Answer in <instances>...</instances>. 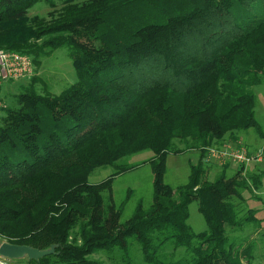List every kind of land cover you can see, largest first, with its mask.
<instances>
[{"label": "trees", "instance_id": "1", "mask_svg": "<svg viewBox=\"0 0 264 264\" xmlns=\"http://www.w3.org/2000/svg\"><path fill=\"white\" fill-rule=\"evenodd\" d=\"M38 2L52 9L48 21L26 19ZM61 47L75 83L59 94L24 86L0 120V244L55 246L26 264H102L89 259L100 251L134 264L132 241L144 264H252L256 242L237 233L258 220L233 203L249 187L223 173L202 180L200 157L176 191L164 175L175 140L204 156L226 135L264 139L251 90L264 80V0H0V49L36 69ZM143 152L152 201L121 222L111 186L137 166L119 162ZM107 167L108 178L89 182Z\"/></svg>", "mask_w": 264, "mask_h": 264}, {"label": "rangeland", "instance_id": "2", "mask_svg": "<svg viewBox=\"0 0 264 264\" xmlns=\"http://www.w3.org/2000/svg\"><path fill=\"white\" fill-rule=\"evenodd\" d=\"M52 9L44 2L34 3L28 10L26 19L30 20L35 17L48 21ZM39 40L34 43L39 44ZM39 64L35 69V80L16 81L7 83L3 87V96L8 103L13 101L12 96L17 95L24 86L33 83L38 93L50 92L59 94L69 86L75 83L76 75L72 66L71 59L68 56L66 48L61 47L54 51L47 52V55L40 56L37 60ZM255 96V118L260 125L264 135V80L261 84L251 88ZM173 150L179 151L177 155L173 153L166 157V172L164 183L176 191L184 185L189 177V162L196 163L199 157L202 159L203 173L202 180L214 181L223 173L226 177H236L235 180L243 183L249 189H239L242 199H233V203L243 215L247 209L254 211V217L258 222L249 224L247 228L237 233L241 237H249L254 240L255 248L253 252L252 264H264L263 244L259 242L261 234L264 231V139L258 135L254 129L241 131L235 135H226L221 141L210 145L209 149L215 150L212 156L209 149L205 155L201 156L197 149H187L190 145L182 141L173 142ZM226 151L230 154L239 152L246 159L243 162L234 163L232 157L222 158L221 153ZM151 157L150 152H143L131 157L122 159L119 163L126 165H137L131 171L116 176L111 186V196L117 208L122 206L120 221L123 222L131 217L136 204L140 201L144 207H148L152 201V172L147 163H144ZM114 172L113 168H98L89 177V182L96 184L104 181ZM260 179L261 185L257 189L254 187V178ZM188 224L198 233L206 229L205 222L197 210V202H192L189 207ZM169 252V250H166ZM130 254L134 264H144L139 246L135 242L130 244ZM180 254V253H178ZM112 254L106 252H97L89 256V259L101 262L102 264H114L118 258L112 259ZM26 259L14 260L15 264L25 263ZM245 263V262H244Z\"/></svg>", "mask_w": 264, "mask_h": 264}, {"label": "built area", "instance_id": "3", "mask_svg": "<svg viewBox=\"0 0 264 264\" xmlns=\"http://www.w3.org/2000/svg\"><path fill=\"white\" fill-rule=\"evenodd\" d=\"M35 75V68L31 58L28 55L20 54L18 52L0 49V120L3 116V112L7 108V102L3 96V87L7 83H12L22 80H30ZM211 155H215V150L209 149ZM222 158L232 157L234 163L243 162L246 159L243 155L236 152L230 154L226 151L221 153ZM0 264H14L13 260H8L0 257Z\"/></svg>", "mask_w": 264, "mask_h": 264}, {"label": "water", "instance_id": "4", "mask_svg": "<svg viewBox=\"0 0 264 264\" xmlns=\"http://www.w3.org/2000/svg\"><path fill=\"white\" fill-rule=\"evenodd\" d=\"M55 246L47 250H38L29 246L13 245L9 243L0 244V257L8 260L39 261L40 259L54 254Z\"/></svg>", "mask_w": 264, "mask_h": 264}, {"label": "crops", "instance_id": "5", "mask_svg": "<svg viewBox=\"0 0 264 264\" xmlns=\"http://www.w3.org/2000/svg\"><path fill=\"white\" fill-rule=\"evenodd\" d=\"M14 264H15V263H14ZM20 264H26V261H25V263H22V262H21Z\"/></svg>", "mask_w": 264, "mask_h": 264}]
</instances>
